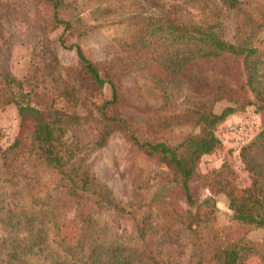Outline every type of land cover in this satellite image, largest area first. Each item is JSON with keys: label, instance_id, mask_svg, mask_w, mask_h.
Masks as SVG:
<instances>
[{"label": "trees", "instance_id": "16d2710c", "mask_svg": "<svg viewBox=\"0 0 264 264\" xmlns=\"http://www.w3.org/2000/svg\"><path fill=\"white\" fill-rule=\"evenodd\" d=\"M28 1L39 28L59 30L54 40L75 58L60 65L51 85L37 78L34 63L21 79L0 73V107L14 104L19 117L17 135L0 148V264H249L252 256L264 264V119L238 150L248 185L234 186L226 163L197 171L201 157L221 147L215 130L228 115L252 106L264 117V0H192L188 15L178 2L163 14L133 10L118 50L104 61L74 40L89 27L65 0ZM130 73L158 91L139 120L125 114L130 104L120 89ZM179 79L194 88L175 100L166 88ZM39 86L47 97L42 108L29 103ZM219 101L228 104L217 112ZM113 133L168 173L137 184L126 201L95 179L81 153ZM195 181L206 194L198 195ZM103 209L118 222L112 237L97 219ZM250 228L263 231L260 241L246 237ZM183 236L189 253L180 261Z\"/></svg>", "mask_w": 264, "mask_h": 264}, {"label": "rangeland", "instance_id": "374dc122", "mask_svg": "<svg viewBox=\"0 0 264 264\" xmlns=\"http://www.w3.org/2000/svg\"><path fill=\"white\" fill-rule=\"evenodd\" d=\"M65 1L73 9L74 19L89 27L88 33L84 37L74 38V40L94 61L107 60L113 54L111 51L118 50L117 41L123 36L125 29L123 19L131 11L139 10L153 15L163 14L168 10L172 11V5L177 2L183 3L178 10L184 15L193 13L196 9V2L192 0ZM33 15V7L28 0H0V73L8 72L10 76L21 79L23 76L29 75L34 63L38 67L37 78L45 77L46 84L51 85L52 78L56 79L59 75L60 65L72 63L75 54L73 50L60 47L54 40L59 30L45 34L39 28ZM224 23V39L230 40L232 35L231 19H226ZM261 38L264 40V31L261 33ZM120 84V89L130 104L126 108L125 114L139 120L141 118L139 109L144 101L154 102L158 91L145 78L136 73L123 76ZM41 87L37 88L36 95L29 96L30 105L38 108L44 106L47 98L39 93ZM24 88H26L25 85ZM193 88L190 80L179 79L167 86L166 94L176 100ZM106 94H108L107 91ZM227 104L225 101H219L214 106V110L218 112ZM78 111L81 112V110ZM263 119V115L255 112L252 106L246 107L242 112L228 115L215 130L216 136L221 141V147L201 157L197 167L198 173L205 174L226 163L235 171L234 186L248 185L249 177L239 159L238 150L261 127ZM231 125L241 126V132L230 130L229 126ZM18 130L19 117L14 104L9 103L1 106L0 148L8 145L17 135ZM180 130L186 132L190 128L184 126ZM178 131L179 129H176V132ZM81 153H83L84 162L95 179L109 188L119 201H126L131 189L137 184L161 181L168 174L163 166L135 151L118 133L111 134L102 147L90 149L86 145ZM193 187L197 189L200 196L207 193V190L197 181L194 182ZM226 205V197L221 193L218 194L217 208L222 216ZM97 219L99 222L105 221L111 237L119 233V229L116 227L118 222L110 211L103 209L97 215ZM221 219V221L224 220V218ZM245 235L250 241H260L263 231L258 228H250ZM178 253L180 261H185L189 253V246L184 236L181 238ZM248 263L260 264L255 256L250 257Z\"/></svg>", "mask_w": 264, "mask_h": 264}, {"label": "built area", "instance_id": "2783aa9c", "mask_svg": "<svg viewBox=\"0 0 264 264\" xmlns=\"http://www.w3.org/2000/svg\"><path fill=\"white\" fill-rule=\"evenodd\" d=\"M229 129L232 131L241 132V126H238V125H231V126H229Z\"/></svg>", "mask_w": 264, "mask_h": 264}]
</instances>
